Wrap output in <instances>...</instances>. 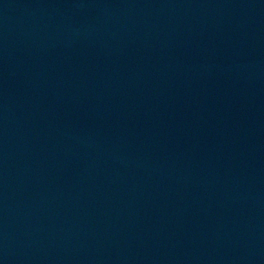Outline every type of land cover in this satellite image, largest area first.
<instances>
[{
  "label": "water",
  "instance_id": "water-1",
  "mask_svg": "<svg viewBox=\"0 0 264 264\" xmlns=\"http://www.w3.org/2000/svg\"><path fill=\"white\" fill-rule=\"evenodd\" d=\"M0 264H264V0H0Z\"/></svg>",
  "mask_w": 264,
  "mask_h": 264
}]
</instances>
